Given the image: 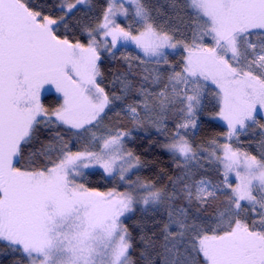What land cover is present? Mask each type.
<instances>
[{"label": "snow or ice", "instance_id": "snow-or-ice-1", "mask_svg": "<svg viewBox=\"0 0 264 264\" xmlns=\"http://www.w3.org/2000/svg\"><path fill=\"white\" fill-rule=\"evenodd\" d=\"M151 130L175 169L155 179L130 147ZM250 135L264 0H0V264H264Z\"/></svg>", "mask_w": 264, "mask_h": 264}, {"label": "trees", "instance_id": "trees-1", "mask_svg": "<svg viewBox=\"0 0 264 264\" xmlns=\"http://www.w3.org/2000/svg\"><path fill=\"white\" fill-rule=\"evenodd\" d=\"M100 3L103 2V0H99ZM131 50V49H130ZM133 54H135L133 50ZM126 69V66H122L120 64L116 65H108L106 66V71L116 72V71H124ZM56 97L54 95L49 94L47 100L45 101L48 104H52L55 102ZM110 119H106V124H114L115 123V117L112 114H109ZM125 124L127 127H131L130 124H127V121H125ZM225 128L218 124L215 121H211L210 123H206L203 125L201 131L196 136L197 143L200 142L201 139L220 133L224 131ZM133 135L135 137H138L136 142L134 144H130V147L134 148L139 154L142 155V158L149 161V165L147 168L141 171L140 175L142 177L147 178H158L161 174V169H164L168 172H174V166L173 163L169 157V155L164 152L161 148L158 146H153L151 148H148V140L149 139H157L155 130H151L150 132L145 131H134ZM264 137H260L257 135H250L249 137H242L243 141V147L249 151H252L253 153H256L260 150L259 148V140ZM162 139V138H159ZM147 149V151H146ZM94 184H100L103 185L102 190H106V188L111 187V185L107 184L105 181H100L99 178H95ZM139 221V215H135L132 219H129L127 221V224L130 226V228H135V225ZM133 235L136 236V231H133ZM138 256L137 253H133V259L135 260ZM2 259V257H0ZM11 257L8 258V260L5 262V264H10Z\"/></svg>", "mask_w": 264, "mask_h": 264}, {"label": "rangeland", "instance_id": "rangeland-1", "mask_svg": "<svg viewBox=\"0 0 264 264\" xmlns=\"http://www.w3.org/2000/svg\"><path fill=\"white\" fill-rule=\"evenodd\" d=\"M214 121L217 122L218 124H220L221 126H223L225 128L223 121H220L218 119L217 120H214ZM133 178H135V177H133Z\"/></svg>", "mask_w": 264, "mask_h": 264}]
</instances>
